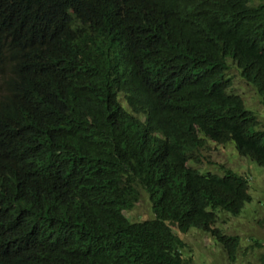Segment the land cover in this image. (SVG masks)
<instances>
[{"label":"trees","instance_id":"1","mask_svg":"<svg viewBox=\"0 0 264 264\" xmlns=\"http://www.w3.org/2000/svg\"><path fill=\"white\" fill-rule=\"evenodd\" d=\"M233 65L264 107V2L0 0V264H189L192 229L236 262L251 179L192 166L212 141L264 169Z\"/></svg>","mask_w":264,"mask_h":264},{"label":"rangeland","instance_id":"2","mask_svg":"<svg viewBox=\"0 0 264 264\" xmlns=\"http://www.w3.org/2000/svg\"><path fill=\"white\" fill-rule=\"evenodd\" d=\"M254 4L264 0H252ZM229 76L234 80L232 91L244 97L246 107L253 110L264 127V107L256 89L244 81L235 65L232 66ZM208 148L202 152L203 160L199 164H192L201 172H213L224 175L226 170H234L251 179V196L253 202L246 205L241 215L220 213L217 226L228 235L240 236L242 244L238 249L237 261L233 262L218 243L197 229H192L187 235L180 234L185 241L184 257L189 264H253L256 263L259 253L264 249V169L249 158L239 155L235 143L228 145L208 142ZM131 221H145L155 218L152 206L148 199H143L131 212L125 213ZM261 244L262 248L257 244Z\"/></svg>","mask_w":264,"mask_h":264},{"label":"clouds","instance_id":"3","mask_svg":"<svg viewBox=\"0 0 264 264\" xmlns=\"http://www.w3.org/2000/svg\"><path fill=\"white\" fill-rule=\"evenodd\" d=\"M125 213H127V212H125ZM125 213L124 214H122V215H124V216H122V217H124V219L127 221L128 220V222H130L131 224H141V223H144L145 221H131V220H129L126 216H125ZM187 235V234H186Z\"/></svg>","mask_w":264,"mask_h":264}]
</instances>
